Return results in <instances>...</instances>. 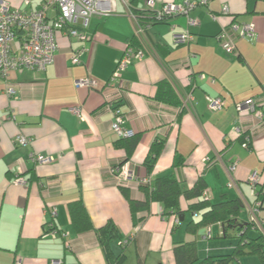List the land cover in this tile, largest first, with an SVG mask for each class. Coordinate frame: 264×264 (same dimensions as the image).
<instances>
[{"label": "crops", "instance_id": "crops-1", "mask_svg": "<svg viewBox=\"0 0 264 264\" xmlns=\"http://www.w3.org/2000/svg\"><path fill=\"white\" fill-rule=\"evenodd\" d=\"M4 1L26 10L21 0ZM146 1L115 0L114 14L92 17L82 29L85 40L57 36L44 72L21 69L0 78V264H13L16 257L21 264H107L96 234L74 231L68 205L75 201H82L94 229L111 222L118 230V245L112 241L108 248L113 255L123 253L124 264H175L173 247L185 241L195 242L199 259L236 246L237 234L220 238L218 222L189 232L199 215L187 212L190 202L184 198L179 224L173 216L162 217L157 203L132 213L109 172L124 161L135 180L121 187L133 200H144L139 181L146 177L153 182L173 175L182 191L202 179L211 204L240 199L238 219L250 222L253 212L264 223V120L235 109L254 99L256 111L264 112V0H206L188 14L195 26L183 15L148 26L140 41L145 57L114 76L136 34L130 14L144 11ZM184 1L154 0V8ZM224 5L228 14L221 13ZM232 22L253 24L255 36L237 37L234 52L226 53L218 35ZM186 32L191 42L177 44L175 36ZM80 50L81 63L73 65L71 57ZM86 77L96 86L76 88L74 82ZM6 85L12 97L4 94ZM167 88L177 105L162 100ZM189 94L193 101L186 107ZM207 96L222 98L224 107L210 111ZM114 99L125 128L138 137L130 154L111 130ZM73 107H79V118L70 113ZM18 135L30 143L17 145ZM154 141L161 147L147 169ZM36 155L52 160L38 165L31 160ZM254 172L260 184L252 195L248 179ZM255 224L251 229L260 228ZM208 230L210 238H204Z\"/></svg>", "mask_w": 264, "mask_h": 264}, {"label": "built area", "instance_id": "built-area-1", "mask_svg": "<svg viewBox=\"0 0 264 264\" xmlns=\"http://www.w3.org/2000/svg\"><path fill=\"white\" fill-rule=\"evenodd\" d=\"M37 0H22V7L26 10H21L20 7H13L7 1L0 0V78H5L10 71H19L28 69L37 72H44L46 67L53 61V55L57 50V36L64 35L67 39L85 40L86 35L82 32L88 25L92 17H107L115 13V0H41L36 8L33 4ZM206 0H185L183 4L177 5L171 2L164 3L159 9L154 8V0H147L145 10L152 12L155 19L158 21L168 20L174 16H186L189 12L198 5L205 4ZM222 14H228L229 9L226 5L222 7ZM53 14V15H52ZM135 25L136 34L139 41L143 42L145 35L144 28L139 24L137 17L130 14ZM212 19H216L214 14H210ZM81 22V27L77 23ZM197 21L188 17V25L195 26ZM255 36L253 24H240L232 22L227 28H222L218 41L222 50L226 53H233L235 50L234 41L237 37L252 39ZM192 36L186 32L175 36L177 44H189ZM80 51H75L71 57L73 65H79ZM145 50L135 48L131 44H127L121 58L119 59L114 76L123 71L130 63L140 61L145 57ZM111 80H114L115 77ZM202 77V76H201ZM76 88L93 89L96 86L94 80L89 77L76 80L74 82ZM4 94L8 97L14 95V90L8 85L5 86ZM193 97L191 94L186 96L184 104L187 107V102L191 103ZM207 107L210 111H219L224 107V100L220 97H206ZM113 114L111 130L118 138H127L132 136V132L125 128L124 117L120 113L117 105L110 104ZM236 111L242 113H252L256 119L264 120V112H257L254 99H248L239 103L235 107ZM70 113L76 117H80L79 107L69 109ZM14 117H12L13 119ZM15 143L20 146H25L30 143L23 135H18L15 138ZM248 138H245L243 147L247 148ZM31 160L38 165H47L51 162L50 157L41 155L32 156ZM235 169V164L230 166L229 171ZM110 174L114 177L117 183L122 186L129 181L135 180L133 172L126 164L117 165L110 169ZM248 182L252 187L251 194L254 195L259 177L256 172L250 175ZM141 185H149L151 179L149 177L140 179ZM204 199H208L206 190L203 192ZM256 214L252 212L251 221H255ZM175 223L179 224L178 219ZM211 232L204 238H210ZM50 236L55 237L56 231H50ZM13 264H21V258L16 257ZM51 264H62L61 261H54Z\"/></svg>", "mask_w": 264, "mask_h": 264}, {"label": "trees", "instance_id": "trees-1", "mask_svg": "<svg viewBox=\"0 0 264 264\" xmlns=\"http://www.w3.org/2000/svg\"><path fill=\"white\" fill-rule=\"evenodd\" d=\"M133 15L137 17L139 24L144 30L150 25L167 21L156 20L153 13L147 10ZM130 43L135 48H141V42L137 36H134L133 41ZM170 90V88H167L162 100L177 105V99L171 95ZM118 102L119 99H114L112 104L117 105ZM137 142L138 137L134 135L129 138H118L117 144L123 145L126 152L130 154L136 147ZM160 147L161 141H154L152 143L148 156L144 162L147 169L152 167ZM125 162L127 161L119 165ZM139 189L144 194L143 201L131 199L127 189L120 186V191L126 198L132 213H136L142 209L146 210L152 202L161 206L162 217L166 218L173 216L174 219L178 218L180 220V217L184 215V212L180 208V199L184 198L187 202H190L187 212L191 215H199L198 222L192 221L188 224L187 230L189 232H195L199 227H205L218 222L222 226L220 238H232L231 235L236 236L237 234V244L231 252L223 255L207 256L202 259H199L197 256L196 244L194 241L179 242L173 247L175 264H234L235 261H238L239 258L243 256H255L260 264H264V223H260V228L251 229L253 225H256L253 221H240V219H238L239 210L240 207L243 206L240 199H224L219 203L211 204L203 197V192L206 189L202 179H199L192 188L182 191L178 181L173 175L160 176L153 182L151 181L149 185L140 184ZM68 214L76 233L93 231L96 234L98 242L104 250L107 264H124L125 255L123 253L113 255L108 248V245L113 240L120 238L118 230L115 229L111 222H107L105 226L100 229H94L82 201L70 203L68 205ZM240 224H242V227H239ZM234 230L236 232H230ZM250 230H252L251 233L253 235L249 234ZM51 231H53V229ZM139 264L144 263L140 261Z\"/></svg>", "mask_w": 264, "mask_h": 264}, {"label": "rangeland", "instance_id": "rangeland-1", "mask_svg": "<svg viewBox=\"0 0 264 264\" xmlns=\"http://www.w3.org/2000/svg\"><path fill=\"white\" fill-rule=\"evenodd\" d=\"M40 1L41 0H37V2L33 4V7L35 8L36 4H38ZM21 5H22V0H21ZM23 8H24V6H23ZM77 26L81 27V22H78ZM127 138H129V137H127ZM118 242H119L118 239L113 240V243L116 245H118ZM234 264H260V263H259L257 257H255V256H245V257L243 256V257L239 258L238 261H235Z\"/></svg>", "mask_w": 264, "mask_h": 264}, {"label": "water", "instance_id": "water-1", "mask_svg": "<svg viewBox=\"0 0 264 264\" xmlns=\"http://www.w3.org/2000/svg\"><path fill=\"white\" fill-rule=\"evenodd\" d=\"M180 221H181V222L183 221V216L180 217Z\"/></svg>", "mask_w": 264, "mask_h": 264}, {"label": "clouds", "instance_id": "clouds-1", "mask_svg": "<svg viewBox=\"0 0 264 264\" xmlns=\"http://www.w3.org/2000/svg\"><path fill=\"white\" fill-rule=\"evenodd\" d=\"M178 219V218H177ZM178 221H180L179 219H178ZM180 223V222H179Z\"/></svg>", "mask_w": 264, "mask_h": 264}]
</instances>
